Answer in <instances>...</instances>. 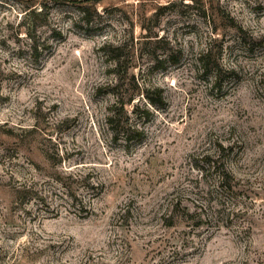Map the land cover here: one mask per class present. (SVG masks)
Instances as JSON below:
<instances>
[{
    "label": "rangeland",
    "instance_id": "374dc122",
    "mask_svg": "<svg viewBox=\"0 0 264 264\" xmlns=\"http://www.w3.org/2000/svg\"><path fill=\"white\" fill-rule=\"evenodd\" d=\"M0 264H264V0H0Z\"/></svg>",
    "mask_w": 264,
    "mask_h": 264
},
{
    "label": "trees",
    "instance_id": "16d2710c",
    "mask_svg": "<svg viewBox=\"0 0 264 264\" xmlns=\"http://www.w3.org/2000/svg\"><path fill=\"white\" fill-rule=\"evenodd\" d=\"M86 1H88V2H91V3H99V2H101V1H103V0H86ZM236 27V26H235ZM236 29L238 30V32H241V33H243L242 32V30L240 29V28H237L236 27ZM35 50H36V48H35ZM211 57H212V50L210 49V50H208V51H206V53L204 54V57H203V63L204 64H209L210 63V59H211ZM215 66H217L216 64L214 65V66H212V71H215L214 69H218L217 67H215ZM146 94H144V97H146L149 101H150V103L152 104V105H155V102H153V100H152V98L149 96V94L147 93V92H145ZM109 122L111 123V124H113V123H117L116 122V118H110L109 119ZM128 125V124H127ZM128 133V131H117V132H115V134H116V136L117 135H121V134H126V135H128L127 134ZM219 177H220V181H221V184H220V187L219 188H224V185L227 183V187H229V189H230V183L229 182H227L228 180L229 181H231V176L226 172V171H223L220 175H219Z\"/></svg>",
    "mask_w": 264,
    "mask_h": 264
}]
</instances>
